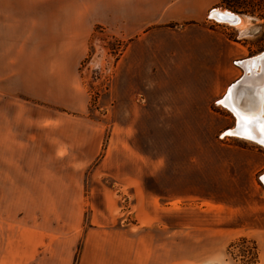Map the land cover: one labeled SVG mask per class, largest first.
I'll list each match as a JSON object with an SVG mask.
<instances>
[{"label": "rangeland", "instance_id": "rangeland-1", "mask_svg": "<svg viewBox=\"0 0 264 264\" xmlns=\"http://www.w3.org/2000/svg\"><path fill=\"white\" fill-rule=\"evenodd\" d=\"M70 3L0 0V264H264V148L225 136L237 120L215 103L149 116L113 29L63 49L51 17ZM216 8L241 20L206 23L235 59L264 54V0Z\"/></svg>", "mask_w": 264, "mask_h": 264}, {"label": "crops", "instance_id": "crops-1", "mask_svg": "<svg viewBox=\"0 0 264 264\" xmlns=\"http://www.w3.org/2000/svg\"><path fill=\"white\" fill-rule=\"evenodd\" d=\"M219 2L71 0L65 17L62 15L60 19V13L52 15L50 26L55 28L57 36L64 33L70 37L65 45L71 47H64L66 51L84 50L97 26L113 29L127 40L116 60V67H120L116 78L120 76L121 80L148 85L141 104L145 103L149 116L206 115L215 103L237 120L236 126L225 132L235 130L239 136L236 133L225 136L256 141L264 148L261 111L264 75L260 73L264 54L247 60L235 59L236 51L241 52L238 43L207 27L211 13L219 9L216 8ZM37 8L33 21L30 13L23 16L25 23L32 22V27L37 26V19L42 20V9ZM251 60L255 62L251 64L259 63L254 70L251 65L247 69L242 66ZM245 70L250 71V75L245 74ZM3 74L2 78L8 77ZM236 113L242 117L239 121ZM162 122L169 124L171 120L162 119Z\"/></svg>", "mask_w": 264, "mask_h": 264}, {"label": "bare ground", "instance_id": "bare-ground-1", "mask_svg": "<svg viewBox=\"0 0 264 264\" xmlns=\"http://www.w3.org/2000/svg\"><path fill=\"white\" fill-rule=\"evenodd\" d=\"M220 10V9H219ZM220 13V12H219ZM221 13H223V12H221ZM230 13V12H229ZM221 16V18L223 19V20H228V21H234V22H231V23H236V22H238V24L241 22V20H240V18L239 17H237L236 15H234V14H228V13H223L222 15H220ZM234 18V19H233ZM263 58H264V56H263ZM254 60H251V62H245V63H242V65H243V67H245L246 69H247V67L248 66H250L251 68H252V70H254V68H255V66L257 65H259V63L258 64H251V63H255V62H253ZM247 136H249V135H247ZM245 137V136H244ZM250 137V136H249ZM254 142H256V141H254ZM262 142V141H261ZM257 143V142H256ZM264 143V142H263Z\"/></svg>", "mask_w": 264, "mask_h": 264}, {"label": "water", "instance_id": "water-1", "mask_svg": "<svg viewBox=\"0 0 264 264\" xmlns=\"http://www.w3.org/2000/svg\"><path fill=\"white\" fill-rule=\"evenodd\" d=\"M214 18H216L218 21H220V22H228V23H230V22H234V21H228V20H222V18H221V16L220 15H218V13H217V11H215L214 13Z\"/></svg>", "mask_w": 264, "mask_h": 264}, {"label": "snow or ice", "instance_id": "snow-or-ice-1", "mask_svg": "<svg viewBox=\"0 0 264 264\" xmlns=\"http://www.w3.org/2000/svg\"><path fill=\"white\" fill-rule=\"evenodd\" d=\"M234 19V18H233ZM236 115H237V119H238V121L240 120V119H242V117L240 116V114L239 113H236ZM251 123V122H250ZM262 135H264V133H262ZM250 138V137H249Z\"/></svg>", "mask_w": 264, "mask_h": 264}, {"label": "built area", "instance_id": "built-area-1", "mask_svg": "<svg viewBox=\"0 0 264 264\" xmlns=\"http://www.w3.org/2000/svg\"><path fill=\"white\" fill-rule=\"evenodd\" d=\"M215 11H216V10H214L213 12H215ZM213 12H212V13H213Z\"/></svg>", "mask_w": 264, "mask_h": 264}]
</instances>
